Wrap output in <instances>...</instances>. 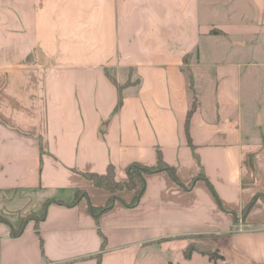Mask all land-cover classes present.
<instances>
[{
	"label": "crops",
	"instance_id": "crops-1",
	"mask_svg": "<svg viewBox=\"0 0 264 264\" xmlns=\"http://www.w3.org/2000/svg\"><path fill=\"white\" fill-rule=\"evenodd\" d=\"M0 216V264H264V0H0Z\"/></svg>",
	"mask_w": 264,
	"mask_h": 264
},
{
	"label": "trees",
	"instance_id": "trees-1",
	"mask_svg": "<svg viewBox=\"0 0 264 264\" xmlns=\"http://www.w3.org/2000/svg\"><path fill=\"white\" fill-rule=\"evenodd\" d=\"M112 80L117 83V80L115 77L110 75ZM121 104V100L119 105ZM196 103L194 102L192 104V107L189 110L188 113V118H190L191 114L195 110ZM168 171L176 181L180 182L178 179V176L176 175V170L172 166H170L162 157L161 154H159V160L156 165H146L142 164L140 162H133L127 167V175L128 178L125 181L118 180L116 177V170L113 165H109L107 168L106 173L99 174V173H87L86 175L93 180L96 186L105 188L110 191L111 195L107 201V203L103 206H95L93 204L89 205V210L90 212L98 218L102 213L110 210L113 208L115 203L117 201H124L120 195V192L128 189V190H133L135 191V196L132 199L128 205L130 207L136 206L142 195L144 194L147 186V181H146V175L150 173H155L159 171ZM199 176L198 178H200ZM196 178L195 180H197ZM208 185L210 189L212 190L215 198L217 199L218 203L221 204L220 199L213 187V185L209 182ZM84 192H79V197L84 196ZM258 198V194L255 195L252 200L244 207L243 209V216L246 217L248 213L250 212L252 206L256 202ZM0 221H4V218L0 216ZM14 235H19L20 231H14ZM106 244V239L103 237V247H105ZM194 251H199L203 254H206L210 257L212 260H217V259H225L224 255L220 253L219 249H213L210 245H204V244H198L196 241L191 242L188 247L186 248L184 254L185 257H191L192 253Z\"/></svg>",
	"mask_w": 264,
	"mask_h": 264
},
{
	"label": "rangeland",
	"instance_id": "rangeland-1",
	"mask_svg": "<svg viewBox=\"0 0 264 264\" xmlns=\"http://www.w3.org/2000/svg\"><path fill=\"white\" fill-rule=\"evenodd\" d=\"M263 110V108H262ZM195 239H196V242L198 244H204V245H210L211 243V239L207 236H195ZM222 251H225L226 255H224L225 259L227 260L228 264H237V262H239L241 260L240 256L238 255H234V256H230L229 253H227V250H223ZM229 252V251H228ZM243 262V261H242Z\"/></svg>",
	"mask_w": 264,
	"mask_h": 264
}]
</instances>
